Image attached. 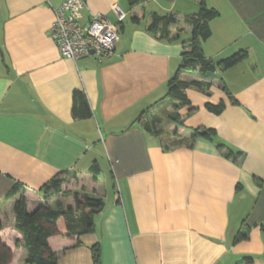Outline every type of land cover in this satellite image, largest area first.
<instances>
[{
  "label": "crops",
  "instance_id": "0c3cea01",
  "mask_svg": "<svg viewBox=\"0 0 264 264\" xmlns=\"http://www.w3.org/2000/svg\"><path fill=\"white\" fill-rule=\"evenodd\" d=\"M63 1L0 0V237L14 264L27 256L16 199L24 195L34 211L61 173L65 190L105 206L93 233L58 239V264H96L95 245L100 264H264V0H206L219 15L204 58L217 65L248 52L218 78L180 71L199 0H84L82 22L102 14L119 40L112 58L79 61L64 59L49 33ZM154 14L175 16L171 40L148 31ZM174 77L206 85L189 86L190 105L175 108ZM81 96L89 118L73 111ZM220 103V114L207 109ZM144 121L159 123L161 134L146 132ZM195 129H212L216 141L193 138ZM102 164L110 180L101 178ZM16 184L17 198H7ZM58 203L74 206V194L49 202ZM244 225L249 237L235 244Z\"/></svg>",
  "mask_w": 264,
  "mask_h": 264
},
{
  "label": "trees",
  "instance_id": "16d2710c",
  "mask_svg": "<svg viewBox=\"0 0 264 264\" xmlns=\"http://www.w3.org/2000/svg\"><path fill=\"white\" fill-rule=\"evenodd\" d=\"M131 6L140 3L142 0H129ZM199 12L191 16L188 23L192 29L191 38L187 49L182 54V64L180 71L199 72L206 76L208 73H216L217 71H226L248 56L246 50H241L231 57L222 60L217 65L207 61L202 53V43L211 36V21L215 19L219 13L213 8H210L206 0H199ZM135 22H140L135 18ZM177 22L174 15H158L154 14L151 23L148 25V31L160 40H171V27ZM170 101L174 102L175 108L190 105L185 90L189 86L203 87L206 85L203 82H183L177 77L170 81ZM78 96V95H77ZM164 100V99H163ZM78 104L83 105L86 112H80ZM207 109L213 113L220 114L225 109V104L219 105L207 104ZM75 116L83 118L91 117V110L86 98H75V106L73 109ZM176 117L171 115V119ZM141 126L146 132L154 135H160L162 130L159 129V123L154 121H144ZM215 131L212 129H195L193 130V138L203 137L209 140H215ZM177 142L176 144H179ZM224 143H218L220 150H227L226 156L233 157L231 149H227ZM93 178L98 180L99 170L93 166L91 168ZM66 182L65 173H61L53 178L43 188V196L45 202L34 211H29L27 208V199L24 195L17 198L20 190L18 184L9 192L7 198H17L14 204V214L16 216L15 229L23 236V245L27 256L25 264H58V255L55 249L56 242L63 234H68L72 237H81L94 232L95 223L94 217L101 212L105 206V201L102 198L91 196L87 193L68 191L63 188ZM74 194L75 205H63L61 203L56 206H51L49 202L57 196H68ZM2 225L0 224V231ZM250 229L244 225L234 239L237 244L248 239ZM20 241L16 242L19 247ZM15 251L10 248L0 237V264H14ZM93 257L96 264H100V248L95 245L93 247ZM246 261H252V258H246Z\"/></svg>",
  "mask_w": 264,
  "mask_h": 264
},
{
  "label": "built area",
  "instance_id": "2783aa9c",
  "mask_svg": "<svg viewBox=\"0 0 264 264\" xmlns=\"http://www.w3.org/2000/svg\"><path fill=\"white\" fill-rule=\"evenodd\" d=\"M84 0H64L54 9V21L49 33L64 59L79 61L94 56L107 60L114 56L119 40V28L102 14H96L82 22ZM123 21L125 14L118 6L113 8Z\"/></svg>",
  "mask_w": 264,
  "mask_h": 264
},
{
  "label": "rangeland",
  "instance_id": "374dc122",
  "mask_svg": "<svg viewBox=\"0 0 264 264\" xmlns=\"http://www.w3.org/2000/svg\"><path fill=\"white\" fill-rule=\"evenodd\" d=\"M104 164H102L103 166ZM93 166H96V165H93ZM92 166V167H93ZM104 167V166H103ZM101 178H103V181H106V179L110 180V170L109 168L107 169L106 167H104L103 169V173L101 174ZM22 262V261H21ZM20 262V263H21Z\"/></svg>",
  "mask_w": 264,
  "mask_h": 264
},
{
  "label": "water",
  "instance_id": "95a60500",
  "mask_svg": "<svg viewBox=\"0 0 264 264\" xmlns=\"http://www.w3.org/2000/svg\"><path fill=\"white\" fill-rule=\"evenodd\" d=\"M208 77H213V78H218L219 75L217 73H208L207 74Z\"/></svg>",
  "mask_w": 264,
  "mask_h": 264
}]
</instances>
